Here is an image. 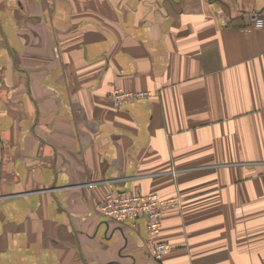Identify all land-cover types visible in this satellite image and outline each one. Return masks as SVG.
Listing matches in <instances>:
<instances>
[{
    "label": "crops",
    "instance_id": "obj_1",
    "mask_svg": "<svg viewBox=\"0 0 264 264\" xmlns=\"http://www.w3.org/2000/svg\"><path fill=\"white\" fill-rule=\"evenodd\" d=\"M257 19L264 0H0V264H264ZM111 191L180 205L150 237L98 213Z\"/></svg>",
    "mask_w": 264,
    "mask_h": 264
},
{
    "label": "built area",
    "instance_id": "obj_2",
    "mask_svg": "<svg viewBox=\"0 0 264 264\" xmlns=\"http://www.w3.org/2000/svg\"><path fill=\"white\" fill-rule=\"evenodd\" d=\"M264 23L257 19L254 28H262ZM148 92H129L114 89L111 99L116 108L123 105L148 99ZM90 187L93 184H89ZM180 205L178 198L161 199L158 195H120L113 191L109 192L104 200L96 207L98 213L105 219L111 221H123L125 219L144 218L147 221V232L150 237H155L161 229V219L164 212L177 209ZM168 249L165 244H156L151 250L150 257L159 262L162 255Z\"/></svg>",
    "mask_w": 264,
    "mask_h": 264
}]
</instances>
